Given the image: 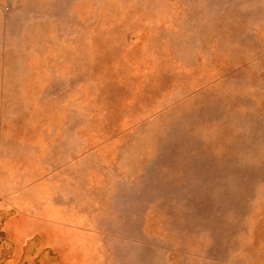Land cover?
I'll return each instance as SVG.
<instances>
[{
    "label": "rangeland",
    "instance_id": "374dc122",
    "mask_svg": "<svg viewBox=\"0 0 264 264\" xmlns=\"http://www.w3.org/2000/svg\"><path fill=\"white\" fill-rule=\"evenodd\" d=\"M0 264H264V0H0Z\"/></svg>",
    "mask_w": 264,
    "mask_h": 264
}]
</instances>
